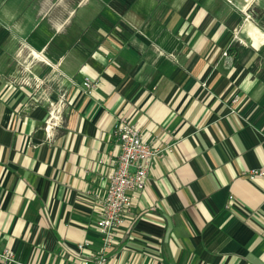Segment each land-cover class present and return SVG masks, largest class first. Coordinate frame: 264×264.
<instances>
[{
	"label": "crops",
	"instance_id": "1",
	"mask_svg": "<svg viewBox=\"0 0 264 264\" xmlns=\"http://www.w3.org/2000/svg\"><path fill=\"white\" fill-rule=\"evenodd\" d=\"M232 3L0 0L12 264H81L99 249L120 115L170 152L150 163L106 264H264V178L245 175L264 170V0Z\"/></svg>",
	"mask_w": 264,
	"mask_h": 264
},
{
	"label": "built area",
	"instance_id": "2",
	"mask_svg": "<svg viewBox=\"0 0 264 264\" xmlns=\"http://www.w3.org/2000/svg\"><path fill=\"white\" fill-rule=\"evenodd\" d=\"M227 51L222 53L226 57ZM87 95L92 94L95 83L85 78L82 84ZM237 98L231 100L236 104ZM234 113V110L231 109ZM113 135L118 142V156L114 168L108 175V187L101 200L100 215L96 221V231L100 236L99 249L84 258L81 264H106V251L116 241L125 218L130 214L137 193L146 186L150 163L170 152V149H153L142 138L140 131L120 115L116 119ZM250 181L264 178V170H251L245 173ZM88 243L79 244V249L88 248ZM15 262L14 253L9 247L0 248V264Z\"/></svg>",
	"mask_w": 264,
	"mask_h": 264
},
{
	"label": "rangeland",
	"instance_id": "3",
	"mask_svg": "<svg viewBox=\"0 0 264 264\" xmlns=\"http://www.w3.org/2000/svg\"><path fill=\"white\" fill-rule=\"evenodd\" d=\"M228 3H230L233 6L232 1L234 0H226ZM243 2V4H247L250 0H241Z\"/></svg>",
	"mask_w": 264,
	"mask_h": 264
}]
</instances>
